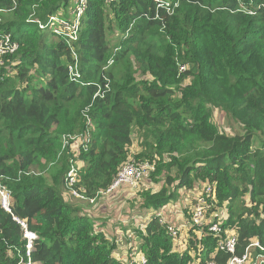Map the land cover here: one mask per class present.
Here are the masks:
<instances>
[{"label": "trees", "instance_id": "1", "mask_svg": "<svg viewBox=\"0 0 264 264\" xmlns=\"http://www.w3.org/2000/svg\"><path fill=\"white\" fill-rule=\"evenodd\" d=\"M85 1L72 47L80 79L71 81V49L38 22L71 19L75 0H0V39L17 46L0 57V185L10 197V212L0 206V264L24 258L14 218L37 236L32 264H124L131 250L120 255L122 244L145 264H225L230 254L216 245L229 234L236 255L251 241L263 250L252 248L253 255L264 254V0H172L170 15H157L153 0ZM121 64L127 68L117 77ZM87 108L90 142L75 154L62 140L85 131ZM212 108L242 133L221 132ZM130 161L147 163L149 180L163 182L136 191L148 211L140 226L128 227L132 215L121 219L133 244L119 240L121 229L104 231L103 219L80 204L117 189L109 191ZM72 167L78 175L67 187ZM209 184L207 218L225 214L212 220L220 221L218 234L189 225L193 206L184 201ZM180 195L174 208L186 222L173 239L161 212Z\"/></svg>", "mask_w": 264, "mask_h": 264}, {"label": "built area", "instance_id": "2", "mask_svg": "<svg viewBox=\"0 0 264 264\" xmlns=\"http://www.w3.org/2000/svg\"><path fill=\"white\" fill-rule=\"evenodd\" d=\"M109 2L110 0H105ZM76 5L72 6L70 13L72 18L69 20L62 19L56 16H52L47 24H42L38 22V26L40 29L44 28H51L54 32L59 33L62 35L63 39L66 41L68 47L71 49V54L73 57L74 62L70 63L68 68V77L71 81H78L80 79V73L78 72L77 68V56L76 53L72 50L73 43L77 41L78 33L81 29V18L84 14L87 3L85 0H75ZM157 15L160 10L165 11L168 15L173 12V8L176 4L173 3L172 0H153ZM16 44H10L9 37H6L4 40L0 39V57L4 52L7 51H14L16 49ZM114 59L111 58L107 61L106 66L104 69L108 68ZM106 81L108 79L104 77ZM107 87V85H106ZM88 108L82 111V115L86 121L85 131L82 133L74 134V135H67L63 137L62 140V148L68 147L72 152L75 154L78 152L79 149L86 150L88 144L90 142V135L92 132V121L87 114ZM147 163L141 162H134L130 161L126 165L122 167L120 170L118 177L111 185L109 191L117 188L121 184H130L135 186L138 180L142 177L146 170L148 169ZM77 169L72 167L66 174V185L67 187H73L76 177H77ZM71 194L77 198H83L81 194H79L76 190L69 189ZM214 193L212 185H206L204 189L196 194V197L192 203L193 209L191 210V219L192 222H188L191 226H196L199 228H203L204 226L208 227V230L212 233L218 234L220 231L219 223L220 221H212L216 219L219 215L221 219H224L225 214L223 211L216 212L215 218H207L206 210H207V198L212 196ZM0 206L6 211L10 212V197L8 191L0 185ZM17 223L21 226L23 230V238L25 239V246H24V258L19 261L18 264H32L31 260V253L33 250V241L37 238V236L32 232L27 230L24 221L14 218ZM162 222H166L162 217H160ZM186 225V224H185ZM184 225V226H185ZM166 227L168 229V233L173 239L177 237L179 230L182 228V224L177 226L171 222H166ZM237 245V239L235 235L229 234L225 238L219 240L216 245V249L223 251L225 253L230 254L229 259L225 264H264V254L261 252L255 253L253 255L252 248H259L261 251L262 248L256 241H251L250 244L247 246L243 254L236 255L235 249ZM129 260L124 264H145L146 259L143 255H140L134 248L128 255ZM207 264H217L213 261L208 262Z\"/></svg>", "mask_w": 264, "mask_h": 264}, {"label": "rangeland", "instance_id": "3", "mask_svg": "<svg viewBox=\"0 0 264 264\" xmlns=\"http://www.w3.org/2000/svg\"><path fill=\"white\" fill-rule=\"evenodd\" d=\"M74 4L75 2L71 3V5H74ZM50 32H53V30L51 28H48L46 34L50 35ZM112 32L115 33L114 36L112 35ZM112 32H109L110 33L109 36L112 42L113 43L119 42V39H120L119 32L116 29H114V31ZM126 68L127 66L125 64H121L119 67H117L113 71V74L117 77H120ZM211 110H212L211 111L212 121L217 125V127L219 128L221 132L227 133L228 135H235V134L242 133V127L240 124L230 119L227 115H225L219 109L212 108ZM139 140H140V133L137 132V134H135L134 139H133L134 144L132 147V151H136V152L139 151V149H137V142ZM81 165H84V164L82 162H77L76 163L77 169H79ZM145 175H144V179L139 183V185H137L140 187L133 188L130 185L124 183V185L123 184L120 185L117 189L111 191L109 194L100 195L97 200H95L94 202L91 201L90 204L88 205L85 202L80 203V201H77V200L75 201V203H80L82 205L83 211L84 212L87 211L89 215L92 214L91 216H93L94 214L107 215L108 216L107 219H110L113 221V227L117 225L118 226L117 228L121 229L122 224L120 223L121 221L124 222V220H121V219L125 218V215H127V217H130L132 215L129 218L128 227L140 226L145 221L148 211L140 209V202L137 198L136 191L138 189H141L142 187H151L154 190H156L163 183L161 182L159 184H154L152 183L151 180H149L148 178L149 174L147 173ZM186 195L188 196L184 200L185 203H187L185 204V206H189L188 204L191 205L193 203V200L191 198H194V195H192L191 191L187 192ZM65 196H67V193ZM182 198L183 196L180 195L178 199L171 201L170 203L171 208L167 206L166 208L162 209V212H161L162 216L165 218L166 221H169L177 226H179L181 223L186 222L184 215H183L184 212L179 213L178 210L174 208L176 207L178 209V205L182 201ZM99 204L100 206L103 205L106 212L104 211L103 208L100 210V206H98ZM126 210H128V213ZM130 210H132L133 213ZM121 230H122V235L119 236L120 237L119 240L122 242H129L133 244L136 238L134 236H131V234L128 235L130 230L129 229H121ZM118 246L121 248L124 254L126 250L133 249V247L129 246L127 248L126 246H123V244L121 246L120 245Z\"/></svg>", "mask_w": 264, "mask_h": 264}, {"label": "crops", "instance_id": "4", "mask_svg": "<svg viewBox=\"0 0 264 264\" xmlns=\"http://www.w3.org/2000/svg\"><path fill=\"white\" fill-rule=\"evenodd\" d=\"M98 206H100V204H99ZM114 206H116V205H114ZM102 208H103L104 211H105V208L103 207V205L100 206V210H101ZM100 210H99V211H100ZM105 212H106V211H105ZM91 215H92V214H91ZM91 215H90V216H91ZM96 216H97V219H98V218L103 219V220H100V219H99V221H100V222H101V221H104V222H105V224H104V226H103L102 229H103L104 231H106L108 234L112 235L115 231H120L119 228H117V226H115V228L113 227V225H112V222H113V221L110 220V219H107V217H108L107 215H104V214H103V215H102V214H101V215H99V214H94L92 217H94V218L96 219ZM111 217H112V215H111ZM105 219H107V220H105ZM119 248H120V247H119ZM120 250H121V248H120ZM120 250H119V254L121 255V254H123V251H122V250L120 251ZM116 255H118V253H117Z\"/></svg>", "mask_w": 264, "mask_h": 264}, {"label": "bare ground", "instance_id": "5", "mask_svg": "<svg viewBox=\"0 0 264 264\" xmlns=\"http://www.w3.org/2000/svg\"><path fill=\"white\" fill-rule=\"evenodd\" d=\"M45 29V28H44ZM54 32V31H53ZM145 174V173H144ZM144 174H143V176H144Z\"/></svg>", "mask_w": 264, "mask_h": 264}]
</instances>
